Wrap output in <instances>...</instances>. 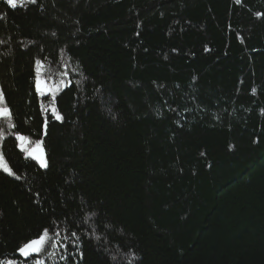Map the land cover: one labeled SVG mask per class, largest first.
<instances>
[{"label": "trees", "instance_id": "trees-1", "mask_svg": "<svg viewBox=\"0 0 264 264\" xmlns=\"http://www.w3.org/2000/svg\"><path fill=\"white\" fill-rule=\"evenodd\" d=\"M0 93V264H264V0H0Z\"/></svg>", "mask_w": 264, "mask_h": 264}, {"label": "snow or ice", "instance_id": "snow-or-ice-1", "mask_svg": "<svg viewBox=\"0 0 264 264\" xmlns=\"http://www.w3.org/2000/svg\"><path fill=\"white\" fill-rule=\"evenodd\" d=\"M32 2H35V0H32ZM7 3L12 7L17 6V0H7ZM37 63L40 64L41 62L38 61ZM60 83H63V81L61 80ZM53 87H56L55 83ZM47 90L51 91L52 89L49 88ZM37 91H42L39 80L37 81ZM0 100H3L2 93H0ZM51 111L56 120H62V116L57 113V110L54 107L51 109ZM10 116H11L10 109L6 106H0V117H10ZM8 127H14V125L10 124L8 125ZM3 138L6 137H0V139ZM16 140L20 142L19 147L21 148V151L26 152L28 156H31L33 159L38 160L41 167L47 166L42 156L37 154L42 152L41 142L39 141L33 142L30 140V138H26L21 134L16 135ZM32 143H34V147L31 150H29L27 146ZM3 161H4V156H3L2 148H0V168H2L3 171L8 172L9 174H12L10 167L7 164H5ZM55 235H59V233H55ZM75 235L76 234L73 233V236ZM97 239H99V237H97ZM53 244H55V246L57 247H64V245L60 244L59 241H54L53 235H50L49 230L45 229L42 232L38 233L36 237L28 240L27 242L22 243L17 248V253L19 254L20 257H24L25 264L29 258L34 259L35 264H42V261L39 260L37 257L40 254L47 251V249L53 246ZM49 255H54V253H49ZM112 259L115 260L116 258L113 257ZM6 264H21V261L19 260L18 257L15 256V254H13V259L8 260Z\"/></svg>", "mask_w": 264, "mask_h": 264}, {"label": "rangeland", "instance_id": "rangeland-1", "mask_svg": "<svg viewBox=\"0 0 264 264\" xmlns=\"http://www.w3.org/2000/svg\"><path fill=\"white\" fill-rule=\"evenodd\" d=\"M37 79H36V89H37V81H40V86L42 91H38L39 94L41 96H53L58 90L63 89V87H65L67 85V80L63 78V75L59 76L58 78H56V74H54V76H49L50 73H52L54 70L49 71L47 70V68H42L40 65L37 68ZM63 81V83H60V81ZM56 85V87H53V85ZM52 89L51 91H48L47 89ZM0 106L2 105V100H0ZM9 125V121H8V117H0V137H4L5 134L3 133V128ZM4 139V138H3ZM3 139H0V141H2ZM19 142V141H18ZM20 143V142H19ZM29 148V150H31L34 145L29 144L27 146ZM26 155L27 153L24 152ZM38 155H40V153H37ZM30 158H32L31 156H29Z\"/></svg>", "mask_w": 264, "mask_h": 264}]
</instances>
